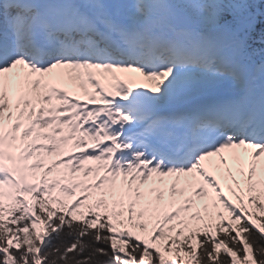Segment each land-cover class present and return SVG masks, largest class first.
<instances>
[{
  "label": "snow or ice",
  "instance_id": "obj_1",
  "mask_svg": "<svg viewBox=\"0 0 264 264\" xmlns=\"http://www.w3.org/2000/svg\"><path fill=\"white\" fill-rule=\"evenodd\" d=\"M0 264H264V0H0Z\"/></svg>",
  "mask_w": 264,
  "mask_h": 264
}]
</instances>
